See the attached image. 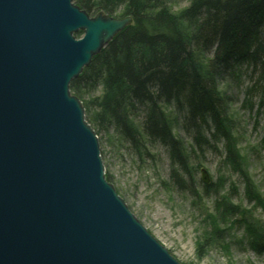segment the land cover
Wrapping results in <instances>:
<instances>
[{
  "label": "water",
  "instance_id": "1",
  "mask_svg": "<svg viewBox=\"0 0 264 264\" xmlns=\"http://www.w3.org/2000/svg\"><path fill=\"white\" fill-rule=\"evenodd\" d=\"M72 1L0 0V264H180L106 180L69 91L125 21Z\"/></svg>",
  "mask_w": 264,
  "mask_h": 264
},
{
  "label": "trees",
  "instance_id": "2",
  "mask_svg": "<svg viewBox=\"0 0 264 264\" xmlns=\"http://www.w3.org/2000/svg\"><path fill=\"white\" fill-rule=\"evenodd\" d=\"M74 2L89 15L116 16L121 10L133 20L72 83L79 93L103 85V94L89 101L97 109V121L113 123L132 143L140 145L144 135L142 141L165 146L173 163L188 173L185 145L173 133L175 123L181 122L200 148L209 146L208 136L227 141L225 163L246 174L232 133L225 129L228 99L219 82L242 63L255 78L247 94H259L264 102V0H188L178 11L175 0ZM137 108L144 113L139 129L130 121L138 116ZM205 132L211 134L206 137ZM173 174L179 177L178 171ZM246 233L255 248L262 247L260 229L247 223Z\"/></svg>",
  "mask_w": 264,
  "mask_h": 264
},
{
  "label": "rangeland",
  "instance_id": "3",
  "mask_svg": "<svg viewBox=\"0 0 264 264\" xmlns=\"http://www.w3.org/2000/svg\"><path fill=\"white\" fill-rule=\"evenodd\" d=\"M72 3L81 9L74 0ZM186 5L188 0H175L174 7L178 11ZM87 15L125 21L126 27L133 24L121 10L116 16L104 12ZM84 35L83 30L73 34L77 40ZM113 39L102 45L69 85L70 95L83 109L85 123L97 137L106 180L134 217L180 264H264V239L262 247L255 248L246 233L249 223L264 234V102L259 94H247L255 82L251 70L242 63L235 64L219 82L228 99L225 118L229 125L226 120L225 129L232 133L246 174L225 163L227 141L208 136L209 146L200 148L192 144L183 124L176 122L173 133L187 151L186 173L173 163L165 146L142 141L144 135L139 138L140 145L132 143L113 123L97 121V109L89 101L103 94V85L81 93L73 90L74 80L88 71L93 59ZM137 114L130 120L135 129L141 128L144 116L138 108ZM202 134L207 137L211 133ZM202 169L209 173V184L202 180ZM173 171H178L179 177ZM247 179L252 185L250 191ZM206 185L211 186L208 192H204Z\"/></svg>",
  "mask_w": 264,
  "mask_h": 264
},
{
  "label": "bare ground",
  "instance_id": "4",
  "mask_svg": "<svg viewBox=\"0 0 264 264\" xmlns=\"http://www.w3.org/2000/svg\"><path fill=\"white\" fill-rule=\"evenodd\" d=\"M72 34H74V32L72 33ZM107 36L105 35L104 37H103V43H105L106 41H107ZM101 48V47H100ZM94 56V55H93Z\"/></svg>",
  "mask_w": 264,
  "mask_h": 264
}]
</instances>
